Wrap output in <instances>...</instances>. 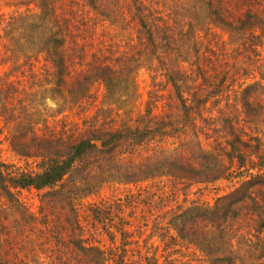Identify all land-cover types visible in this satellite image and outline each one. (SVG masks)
<instances>
[{
    "label": "rangeland",
    "instance_id": "1",
    "mask_svg": "<svg viewBox=\"0 0 264 264\" xmlns=\"http://www.w3.org/2000/svg\"><path fill=\"white\" fill-rule=\"evenodd\" d=\"M163 1L166 11L180 12L169 0ZM37 12L31 0H0V16L11 17V39L0 42V162L37 172L42 155L62 153L69 144L98 133L123 125L157 132L137 144L121 143L120 152L127 158L121 164L96 152L76 161L51 187L12 190L11 202L0 189V264H91L98 255L93 247L104 250L111 243L89 206L115 198L124 203L116 214L131 220L130 229L139 240V247L127 251L125 264H139V255L151 242L145 234L157 215L182 201L212 206L218 196L238 186L240 168L226 156L229 140L237 136L248 145L258 140L264 149V79L259 78L264 74V39L247 53L236 35L230 38L231 31L214 21L205 0H196L195 10L185 11L196 21L194 29L201 37L189 77L183 79L172 63L162 68L149 49L139 48L135 33L108 29L110 45L88 46L85 55L73 58L66 91L55 84L40 51ZM23 16L35 17L36 30L23 26ZM193 53L190 48L189 61ZM166 72L189 108H183ZM221 75V92L208 93ZM244 84L251 87L242 91ZM189 165L195 179L221 169L223 176L192 181L185 188ZM252 195L255 203L219 226L201 221V210L187 214L188 240H168L171 264H215V256L224 255L230 258L228 264H264V188ZM114 241L115 246L117 237ZM154 244L161 249L159 240Z\"/></svg>",
    "mask_w": 264,
    "mask_h": 264
},
{
    "label": "trees",
    "instance_id": "2",
    "mask_svg": "<svg viewBox=\"0 0 264 264\" xmlns=\"http://www.w3.org/2000/svg\"><path fill=\"white\" fill-rule=\"evenodd\" d=\"M31 1L34 2L38 9L37 13L40 15V51L45 53V58L52 68L55 84L66 91H68L67 81L73 73L70 67V64L74 62L73 58L85 55L88 46L110 45L113 41L106 35L110 33L108 29L119 28L124 29V32L127 31V34L135 33L136 44L139 48L149 49L156 63L160 64L162 68L167 66L166 63H172L183 79L189 77L192 72L191 66L197 57L195 47L201 44V37L199 31L195 32L194 29L196 21H190L192 16L186 15L185 11L187 8L195 10L196 0H189L190 2L187 0L188 2L183 5L178 3V0H169L180 12L166 11L163 0ZM20 3L29 4V2ZM205 4L214 21L231 31L230 38L231 35H236L240 41L239 45L248 50L247 53L256 50L261 37L264 39V0H205ZM23 18L25 20L23 26L26 29L36 30L38 26L35 17L23 16ZM10 19L11 17L6 19L0 16V42L11 39L7 32ZM106 25L107 27H105ZM256 29H261V32L258 33ZM104 32H106L105 35ZM190 48L194 52L192 61L188 60ZM106 56L110 58L108 55ZM222 58L224 60L225 57ZM103 66L106 69L108 64ZM102 70L104 69L102 68ZM165 75L171 81L175 92L178 93L183 108H189L180 97L179 85L174 82L169 72H166ZM193 75H196L194 71ZM238 75L235 74L234 77H238ZM241 76L246 78L245 74L241 73ZM211 77L217 78V75ZM224 78L225 75H221L216 82H213L208 93L221 92L220 86L225 80ZM259 78L264 79V74H260ZM243 82L241 81L240 85ZM197 85L200 87V84ZM250 87L251 85L244 84L242 91H246ZM145 114H149V108L146 109ZM185 115L187 114L185 113ZM155 132H157L156 128L139 129L123 125L111 131L80 139L69 144L62 153L42 155L40 170L37 172L13 169L10 165L0 162L1 196L11 202L14 197L12 190L27 187L34 189L51 187L71 170L76 161L96 152L121 164L127 159L126 155L120 152L121 143L137 144L136 142L151 138ZM228 146L226 156L235 160L237 167L240 168V173L237 176L241 181L238 186L218 196L212 206L204 205L196 200L189 204L182 203V201L164 210L161 215H157V219L150 225L151 231L145 234L144 239H151V242L139 255V264H171L173 261L170 258L171 249L168 247V240L173 241L174 244L188 240L184 235L186 230L184 218L187 214L192 216L193 210H201L198 213L201 221L210 226H219V222L225 221L232 216V213H239L242 209L255 203L252 194L262 193L264 188V149H260L258 140L253 145H248L247 141L240 140L237 136L228 141ZM247 149L248 151H245ZM132 168L133 165L124 169L131 170ZM187 169L188 177L185 178L190 180L183 184L185 188L192 181L211 182L223 176L224 172L221 169L210 177L195 179L194 176L189 175L190 170H195L193 166L189 165ZM247 202L250 203L249 206ZM123 205V200L115 198L108 203L103 202L89 206L92 218L101 225L107 240L111 243V246L104 250L93 247L98 255L91 260V264H125L127 251L139 247V240L130 229L133 226L131 220L126 216L116 214V210L123 208ZM261 224H264V220L261 221ZM115 237L118 239V244L114 246ZM156 240L162 243L160 250L154 244ZM82 248L90 250L91 247ZM220 260L227 261L226 264L230 262L227 255L215 256L212 261L216 264Z\"/></svg>",
    "mask_w": 264,
    "mask_h": 264
}]
</instances>
